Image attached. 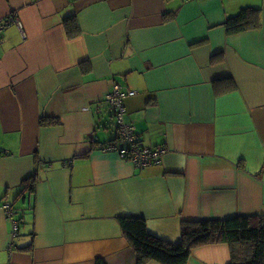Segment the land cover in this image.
Returning <instances> with one entry per match:
<instances>
[{
  "label": "crops",
  "instance_id": "obj_1",
  "mask_svg": "<svg viewBox=\"0 0 264 264\" xmlns=\"http://www.w3.org/2000/svg\"><path fill=\"white\" fill-rule=\"evenodd\" d=\"M245 5L261 7L259 27L229 34ZM9 15L0 264H139L120 217L145 218L174 243L183 220L264 214V0H0V20ZM114 83L136 91L126 120L144 146L168 149L160 163L139 168L100 148L116 137ZM8 201L23 220L14 248ZM231 260L216 243L187 264Z\"/></svg>",
  "mask_w": 264,
  "mask_h": 264
},
{
  "label": "trees",
  "instance_id": "obj_2",
  "mask_svg": "<svg viewBox=\"0 0 264 264\" xmlns=\"http://www.w3.org/2000/svg\"><path fill=\"white\" fill-rule=\"evenodd\" d=\"M260 13L261 7L259 6H242L237 13L228 17L225 28L229 34L258 28ZM63 23L70 37L81 33L77 14L66 16ZM9 153L0 144V157L7 156ZM27 181H29L28 187H32L33 178ZM23 187H27L26 183L23 184ZM11 205L13 216L7 215V217L11 219V222L13 219L20 221L16 236L18 237L23 220L14 217L16 210L12 203ZM119 221L124 236L138 255L139 264H145L151 260L162 264H187L193 248L216 243H226L231 247V264H264V214L183 220L181 238L174 243L152 233L145 218L124 216L120 217ZM16 237H13L15 245ZM98 264L106 263L99 261Z\"/></svg>",
  "mask_w": 264,
  "mask_h": 264
},
{
  "label": "built area",
  "instance_id": "obj_3",
  "mask_svg": "<svg viewBox=\"0 0 264 264\" xmlns=\"http://www.w3.org/2000/svg\"><path fill=\"white\" fill-rule=\"evenodd\" d=\"M16 19L9 15L0 20V44L3 39V32ZM136 91L125 89L119 83H114L112 89L106 95V101L116 120V137L114 140L102 143L100 148L104 151H114L122 159L128 160L139 168H146L156 163H160L167 153V148L163 145L156 147L144 146L138 136L133 124L126 120V107L124 100L129 95H134ZM2 208L9 217L13 216V209L10 202H5ZM12 235L16 237L19 231L20 221L12 220ZM15 242L12 240L11 248ZM9 264H13L12 262Z\"/></svg>",
  "mask_w": 264,
  "mask_h": 264
}]
</instances>
